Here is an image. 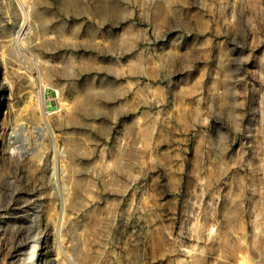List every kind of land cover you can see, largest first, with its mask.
Returning <instances> with one entry per match:
<instances>
[{
	"label": "rangeland",
	"instance_id": "rangeland-1",
	"mask_svg": "<svg viewBox=\"0 0 264 264\" xmlns=\"http://www.w3.org/2000/svg\"><path fill=\"white\" fill-rule=\"evenodd\" d=\"M0 264H264V0H0Z\"/></svg>",
	"mask_w": 264,
	"mask_h": 264
},
{
	"label": "bare ground",
	"instance_id": "bare-ground-1",
	"mask_svg": "<svg viewBox=\"0 0 264 264\" xmlns=\"http://www.w3.org/2000/svg\"><path fill=\"white\" fill-rule=\"evenodd\" d=\"M81 1V0H80ZM113 1V0H111ZM26 2V1H25ZM79 2V1H77ZM22 3H24L22 1ZM25 4V3H24ZM81 4V3H80ZM82 5V4H81ZM107 5V4H106ZM105 9V8H104ZM103 9V10H104ZM108 9H105V11L101 10V12H103V14H107V13H112L113 15L117 14L120 12V10L118 9V7H112L111 9H109V12H108ZM99 10V9H98ZM29 11V9L27 10ZM105 12V13H104ZM27 14V13H26ZM122 14V13H121ZM119 17V16H118ZM28 20V19H27ZM26 23V22H25ZM25 23H23L17 34L18 35H22L24 34L25 32ZM105 36V35H104ZM112 35L109 36V38L111 37ZM106 37V36H105ZM108 37V35H107ZM92 40H93V37L91 38H88V44L92 43ZM127 44V43H126ZM89 47V46H88ZM94 47V45H93ZM90 48V47H89ZM111 49V48H109ZM97 96H100L102 98H105L106 100H109L111 97H112V94H111V90L109 87L105 88V89H102L100 91H97V90H91V91H88L85 95H81L80 98H79V101L77 102L78 104V107L82 108L83 112L87 115H95L96 113H98L101 109L100 106H98L95 102V99L97 98Z\"/></svg>",
	"mask_w": 264,
	"mask_h": 264
}]
</instances>
